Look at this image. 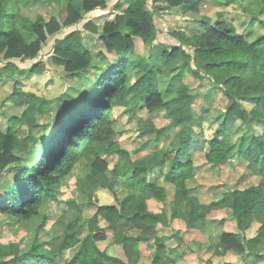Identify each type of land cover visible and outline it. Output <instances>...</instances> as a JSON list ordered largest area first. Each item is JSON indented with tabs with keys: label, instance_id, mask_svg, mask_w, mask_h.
Wrapping results in <instances>:
<instances>
[{
	"label": "trees",
	"instance_id": "16d2710c",
	"mask_svg": "<svg viewBox=\"0 0 264 264\" xmlns=\"http://www.w3.org/2000/svg\"><path fill=\"white\" fill-rule=\"evenodd\" d=\"M57 1L67 4L68 15L64 22L56 17L47 20L40 15L31 19L22 13V4L39 3L40 0H0V62H4L0 67V91L4 79L15 78L21 72L14 62L16 59L36 58L50 37L78 22L85 13L105 7L109 2ZM126 1L128 7L115 20L104 22L98 27L100 31L94 34L106 53L118 55L111 60L104 51H99V58L109 60V66L102 74L93 72L94 55L83 42L82 30L56 39L51 57L54 65L61 66L73 80L96 75L97 92L88 98L87 105L77 102L74 110L64 111L58 126L53 129L57 133L49 146L41 142L44 135L40 130L43 126L47 131L51 126L50 122L41 120L53 101L19 87H14L3 107L12 103L14 107H23V112L18 115L2 111L8 129L0 131V180L6 173H14L10 187L0 197V213L31 219L40 214L47 199L60 202L58 196L63 179L86 158L89 161L87 174L79 186L90 194L98 188H107L114 194L116 204L98 206L94 218L105 221L114 230V241L122 244L126 259L102 251L91 236L88 237L89 248L83 250L79 239L83 229L79 224L81 206L71 200L66 202L67 209L76 215L68 223L58 245L43 249V244L36 243L23 253L17 245H12L7 250L13 256L0 264H60L62 258H65L63 264H136L138 258L129 246L132 238L120 230L126 225L141 230L152 225L150 230H154L163 222V217L167 224L181 217L190 227L210 218L221 224L231 220L236 222L239 231L250 229L252 222L258 219L261 227L255 237L242 241L238 232L223 231L220 238L228 250L264 259V210L257 213L264 199V132L255 133V123L264 125V34L255 33L254 28L256 23H264L261 19L264 0H216L225 7H240L243 16L232 20L223 12H219L215 20L204 15L202 7L208 0H166L172 7L185 6L201 26L196 35L182 33L179 37L181 46L172 50L154 45L157 31L154 14L146 8L147 0ZM236 21L245 30H240ZM244 21L245 25L242 24ZM139 42L150 48V59L155 64L136 53ZM179 56H183L185 65L179 73L162 80L172 70L161 69L158 59L174 60ZM131 67H136L134 74H130ZM39 68L40 65L35 64L31 72ZM188 74L199 75L203 82L211 81L229 100L218 131L213 138L203 139L194 131V117L180 115L164 128L166 140L162 158L150 165L138 164L115 140L118 133L113 126L115 108L124 107L126 114L137 119L136 111L144 107L142 103L152 115L167 107L198 101L200 98L194 89L185 83ZM70 98L71 94H63L56 100V105L68 103ZM243 101L252 102L253 108L246 109ZM139 118L140 126L150 121ZM23 129L25 134L21 136L18 133ZM233 135H240L238 145L233 143ZM198 154L211 165H223L238 156L246 163L247 170L242 177H256L258 182L232 192L227 203H203L192 194L193 188L189 186L198 168ZM19 156L22 162L16 165ZM170 188L174 191L168 203ZM133 191L142 196V204L150 199L160 202L162 213L149 212L144 205L134 211H125L122 206L132 198ZM224 210L229 217L213 216ZM90 228L93 231L96 226L90 225ZM151 238L145 234L138 239L149 241ZM155 240L158 252L153 264H165L160 257L165 251L163 240L157 237ZM78 245V250L67 257V252ZM188 251L191 250L184 248L180 255L185 257ZM203 263L210 264L211 260Z\"/></svg>",
	"mask_w": 264,
	"mask_h": 264
},
{
	"label": "rangeland",
	"instance_id": "374dc122",
	"mask_svg": "<svg viewBox=\"0 0 264 264\" xmlns=\"http://www.w3.org/2000/svg\"><path fill=\"white\" fill-rule=\"evenodd\" d=\"M128 5L126 0H109L105 7H98L85 13L84 17L78 22L64 27L56 36L50 37L36 58L16 59L14 62L22 70L17 73L15 78L4 79L0 91V131H7L8 129V123L2 111L18 115L23 112V107H14L12 103L3 107L4 100L12 94L14 87H19L25 92L35 93L53 101L49 112L41 120V122H50L51 126L48 127L47 131L43 126L40 130L41 135H44L41 142L49 146L52 138L57 133L56 129L54 131L53 129L58 126L64 111L67 109L74 110L73 108L77 102L87 105L88 98L97 92L95 86L96 75L89 74L80 80H73L64 73L61 66L54 65L51 57L54 54L56 39H61L75 30H82L84 32L83 42L94 55L92 61L94 65L93 72L102 74L107 70L109 60L98 57L99 51H104V49L94 34L100 31L98 27L100 28L104 22L115 20L117 15L121 14ZM146 8L154 14L157 31L154 45L172 50L176 46H181L179 37L182 33L193 36L201 31V26L195 21L196 17L183 5L172 7L167 4L166 0H147ZM202 8L203 14L210 16L213 20L217 18L219 12H223L225 17L231 20L239 15L243 16L239 6L225 7L224 4L216 0H208L206 6ZM21 9L22 13L31 19H36L40 15L47 20L56 17L64 22L68 15L67 4L57 0L25 3L22 4ZM261 19L264 21V14ZM245 22L242 24L245 25ZM237 24L240 30H245L244 27L239 25V22ZM254 28L255 33L264 34V23H256ZM136 53L142 58L149 59L151 64H155V61L150 59V48L143 43H137ZM106 55L111 60L118 56L117 54L108 53ZM157 62L164 71L172 70L168 75L162 77L164 81L168 80L171 75L179 73L181 66L185 65L183 56H179L174 60L159 58ZM3 63L0 62V67ZM35 64L40 65V68L32 73L31 68ZM135 72L136 67H131L130 74ZM185 83L194 89V93L199 96L200 100H192L179 107H167L152 115L147 112L145 103H142L144 107L136 111L137 119L126 114L124 107L115 108L113 116L115 124L113 126L118 132L115 140L131 153L133 160L138 164L150 165L162 158L166 140L164 128L180 115L194 117L196 121L194 131L203 139L213 138L218 131L219 122L225 113L229 100L223 95L219 87L211 81L203 82L199 75L194 77L189 74L185 75ZM66 93L71 94L69 102L60 106L56 105V100ZM243 105L249 111L253 108V103L250 101H243ZM204 112L209 114L205 115ZM139 117L149 118L150 121L140 126ZM255 130V133L262 134L264 125L261 126L255 123ZM18 134L24 135L25 130L19 131ZM239 137L240 135H233V143L238 145L240 142ZM202 156L196 155L198 168L195 177L189 182V186L193 188L192 194L196 195L203 203H227L231 200L232 192L258 182L256 177H242L247 170L246 163L238 156L232 157L223 165L205 163ZM18 159L16 165L22 162L21 156ZM88 162V159L83 158L76 164L71 174L63 179L61 183V193L58 196L60 202L47 199L37 216L31 219H23L0 213V262L13 256L11 251L7 250L12 245H17L20 253L29 251L36 243L43 244V249H50L58 245L68 223L76 215L67 209L68 204L66 202L71 200L76 201L81 206L79 224L81 223L83 229L79 239L83 243V250L89 248L88 237L91 236L102 251L126 259L122 244H117L114 241V230L105 221L94 218L98 206L116 204L114 194L107 188H98L94 194H90L81 190L79 186V182L87 174ZM13 175L14 173H6L1 178L0 197L10 187ZM173 191L174 189L170 188L168 203L172 198ZM142 201V196L133 191L132 198L122 208L125 211H134L140 205H144L149 212L162 213L160 202L150 199L142 204ZM263 210L264 199L261 200L257 213H261ZM213 216L229 217L225 210L214 213ZM45 217H47L46 223H43ZM90 225H95L96 228L92 231ZM151 226L147 225L146 230H141L135 226L126 225L120 230L122 234L132 238L129 246L138 258L136 264H153L158 252L156 237L163 240L165 251L161 252L160 257L165 264H205L203 262L208 259L211 260L210 264H264V259L258 260L251 254H238L226 249L220 238L223 231L238 232L239 239L242 241L255 237L261 227L258 219H255L251 228L245 231H239L235 221L230 220L225 224H221L212 218L206 219L203 224L196 222L190 227L181 217L175 218L171 224H167L166 219L163 217V222L157 224L154 230H150ZM145 234L152 236V238L149 241L138 239ZM78 248L79 245L67 252V257L72 256ZM184 248L185 250H191L188 251V255L185 257L180 255L181 250ZM4 255H8V257ZM64 259H61L60 264L64 263Z\"/></svg>",
	"mask_w": 264,
	"mask_h": 264
}]
</instances>
